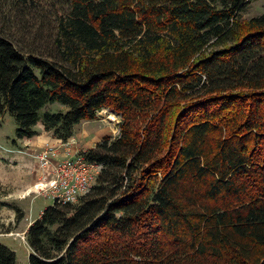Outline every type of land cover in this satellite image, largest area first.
I'll list each match as a JSON object with an SVG mask.
<instances>
[{"label": "trees", "instance_id": "16d2710c", "mask_svg": "<svg viewBox=\"0 0 264 264\" xmlns=\"http://www.w3.org/2000/svg\"><path fill=\"white\" fill-rule=\"evenodd\" d=\"M250 1L69 0L44 53L0 29L13 143L38 123L65 143L103 110L120 117L115 139L79 153L95 185L27 228L28 264H264V15L243 20ZM0 264H15L2 245Z\"/></svg>", "mask_w": 264, "mask_h": 264}, {"label": "rangeland", "instance_id": "374dc122", "mask_svg": "<svg viewBox=\"0 0 264 264\" xmlns=\"http://www.w3.org/2000/svg\"><path fill=\"white\" fill-rule=\"evenodd\" d=\"M70 11L69 0H26L25 4L0 0V29L23 51L35 50L44 53L50 47L55 35V24L59 17ZM264 15V0L250 1L240 16L249 20ZM57 104L48 106L45 111H63ZM120 117L112 111L103 110L93 122H80L73 129L74 139L70 147L79 151L93 148L102 138L110 140L118 136ZM16 123L9 113L0 117V245L15 255V264H28L30 250L25 243L27 228L50 207L54 198L49 193L38 194V183L43 182V173L37 167L32 155L47 146L67 147L58 144H37L16 139ZM51 135V134H50ZM81 141V146H77ZM51 139H54L51 136ZM26 140V139H24ZM77 140V141H76ZM13 150L15 153L10 154ZM95 185V183H94ZM77 204V203H76Z\"/></svg>", "mask_w": 264, "mask_h": 264}, {"label": "built area", "instance_id": "2783aa9c", "mask_svg": "<svg viewBox=\"0 0 264 264\" xmlns=\"http://www.w3.org/2000/svg\"><path fill=\"white\" fill-rule=\"evenodd\" d=\"M68 140L60 145L67 147L62 158L54 147L47 146L32 155L37 167L42 171L43 182L38 183V194L49 193L59 203L76 204L79 197L86 194L94 185L100 166L87 162L79 154H71ZM10 154L15 151L10 150Z\"/></svg>", "mask_w": 264, "mask_h": 264}, {"label": "crops", "instance_id": "0c3cea01", "mask_svg": "<svg viewBox=\"0 0 264 264\" xmlns=\"http://www.w3.org/2000/svg\"><path fill=\"white\" fill-rule=\"evenodd\" d=\"M84 122H93V121H84ZM35 130L37 131V136H35L37 138V140L35 142L37 144L42 143L41 146H43L45 144H49V145L53 144V145H56L57 146L59 144V142H61V141L56 140V139H51L50 133L44 131L43 126L41 125V123H38L36 125ZM32 139L33 138L26 139V140H23V141H25V142H31V141H33ZM70 139H74V136L71 137ZM77 139H78V141L77 140L76 141L79 143L77 146H81V144H80L81 141L79 140V138H77ZM90 148H92V147L90 146ZM64 152H65L64 147H61L60 148V153L58 155V158H62L64 156ZM70 152H71V154H79V153H81V151H79L78 148H75L74 149L72 147H70ZM82 152H85V151L83 150Z\"/></svg>", "mask_w": 264, "mask_h": 264}]
</instances>
